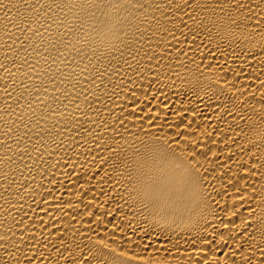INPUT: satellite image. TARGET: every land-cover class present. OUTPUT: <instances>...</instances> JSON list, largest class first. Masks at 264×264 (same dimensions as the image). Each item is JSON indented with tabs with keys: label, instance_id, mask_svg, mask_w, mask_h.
Listing matches in <instances>:
<instances>
[{
	"label": "bare ground",
	"instance_id": "6f19581e",
	"mask_svg": "<svg viewBox=\"0 0 264 264\" xmlns=\"http://www.w3.org/2000/svg\"><path fill=\"white\" fill-rule=\"evenodd\" d=\"M0 264H264V0H0Z\"/></svg>",
	"mask_w": 264,
	"mask_h": 264
}]
</instances>
